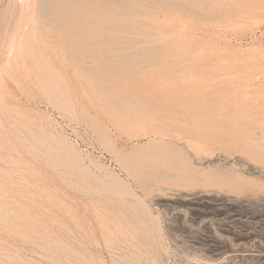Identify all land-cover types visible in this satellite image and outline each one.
Returning <instances> with one entry per match:
<instances>
[{"label": "rangeland", "instance_id": "obj_1", "mask_svg": "<svg viewBox=\"0 0 264 264\" xmlns=\"http://www.w3.org/2000/svg\"><path fill=\"white\" fill-rule=\"evenodd\" d=\"M44 1L0 0V264H264V0Z\"/></svg>", "mask_w": 264, "mask_h": 264}, {"label": "bare ground", "instance_id": "obj_2", "mask_svg": "<svg viewBox=\"0 0 264 264\" xmlns=\"http://www.w3.org/2000/svg\"><path fill=\"white\" fill-rule=\"evenodd\" d=\"M40 1H42L43 2V0H40ZM46 1V0H45ZM44 1V3H45V5H44V7L43 8H46L45 6H47V10H49V4L48 5H46V3L47 2H45ZM48 1V0H47ZM58 1H60V0H58ZM34 2H35V0H9V2H8V7L9 6H11V5H14L15 7H16V12H17V10H18V15H16V16H14V18L12 19L11 17H13V16H11L9 19L11 20V21H13L12 22V26H11V23L9 22V20H7L6 18L4 19L7 23V25L9 26V28H10V26H11V28L12 29H10V31H8V32H6L7 34H8V36H6L7 34H5V36L6 37H15V36H17V35H19V36H21L22 35V29H25L26 28V26H28L29 25V21H30V19H31V17L33 16V11H34V7H33V5H34ZM38 2V1H37ZM41 2V3H42ZM63 2V1H62ZM44 3H42L41 5H43ZM55 3V2H54ZM58 3V2H57ZM73 3H74V1H73ZM40 4V3H39ZM56 4V3H55ZM60 4H62L61 2H60ZM37 5V7H38V4H36ZM56 6V5H55ZM36 7V6H35ZM38 8H40L39 10H41V8L42 7H40V5H39V7ZM43 8H42V10H43ZM11 9V8H10ZM12 10V9H11ZM46 10V9H45ZM45 10H44V12H43V14L44 13H47V11L45 12ZM36 11H38V9L36 10ZM35 11V12H36ZM50 11H51V9H50ZM49 11V12H50ZM42 12V11H41ZM38 13V12H37ZM51 13H52V11H51ZM56 14V13H55ZM6 15V14H5ZM5 15H3L4 17H7V15L5 16ZM13 15V14H12ZM47 14H44V16H46ZM52 14H50V16H51ZM59 15H61V14H59ZM59 15H57V16H59ZM2 16V17H3ZM62 16V15H61ZM46 17H48V16H46ZM60 17V16H59ZM2 19V18H1ZM3 20V21H4ZM19 20H21L20 22H18ZM5 21H4V23H5ZM35 21H37L36 20V18H35ZM35 21H34V23L33 24H35ZM1 23V22H0ZM3 22H2V24H4ZM38 24H39V22H38ZM36 26H37V24H35ZM35 25H33V28H35ZM2 26V25H1ZM5 25H3L2 26V29H5V28H3ZM39 26V25H38ZM9 30V29H8ZM32 30V32H35V35H36V32H37V30L35 31L34 29H31ZM30 30V31H31ZM2 31V30H1ZM25 31L26 30H24V33H25ZM31 32V33H32ZM2 34H3V31H2ZM2 34H1V36H2ZM32 35V34H31ZM33 35H34V33H33ZM32 35V36H33ZM34 35V36H35ZM27 37V36H26ZM29 37V36H28ZM16 38V37H15ZM21 38V37H20ZM23 38V37H22ZM5 39H7V38H5ZM4 39V40H5ZM9 39V38H8ZM8 39H7V42H8ZM16 39H19V37H17ZM4 40H3V46L4 45H6V44H4L5 42H4ZM20 40V39H19ZM22 40V39H21ZM27 40V39H26ZM13 42L15 41L14 39L12 40ZM16 41H18V40H16ZM25 41V40H24ZM6 42V43H7ZM1 43V42H0ZM18 43L19 42H16L15 44H17V46H18V48L19 47H21V46H19L18 45ZM24 43H26V42H24ZM14 44V43H13ZM15 44H14V46H15ZM20 44V43H19ZM26 45V44H25ZM24 45V46H25ZM26 47V46H25ZM2 48H6V47H2ZM22 48L23 49H25L24 47H23V45H22ZM17 49V48H16ZM2 50V49H1ZM4 50V49H3ZM2 50V51H3ZM7 50V49H6ZM25 51V50H22L21 48L19 49V51ZM2 51H0V52H2ZM17 52V51H16ZM15 52V53H16ZM1 54V53H0ZM5 54V53H4ZM4 54H2V55H4ZM17 54V53H16ZM10 58V57H9ZM261 115H259L260 116V118H259V123H261L259 126H258V124L256 125V126H258V134L260 135V136H258V137H261V139H263L264 140V111H263V108H262V113H260ZM257 122H258V120H257ZM246 124V123H245ZM253 127V126H252ZM251 130V129H250ZM255 130V129H254ZM189 133H191V132H189ZM257 134V133H256ZM256 138V137H255ZM254 138V139H255ZM198 142V141H197ZM199 143V142H198ZM198 143H195V146H196V144H198ZM192 144V143H191ZM262 144V143H261ZM194 145V144H193ZM200 146V145H199ZM261 146H263V145H260V147ZM194 150H195V147H194ZM198 155V154H197ZM201 156V155H200ZM202 158V157H201ZM198 160V159H197ZM1 194V193H0ZM195 194V193H194ZM199 194V193H198ZM200 198V197H199ZM1 200V199H0ZM197 200H201V199H197ZM6 206V205H5ZM1 207V206H0ZM3 208V207H2ZM259 248V247H258ZM260 249V248H259ZM261 250H262V248H261ZM231 252V251H230ZM238 252V251H237ZM237 252H234V251H232L231 253H228V255L226 256V257H229V258H232L233 260L235 259L234 257H236V256H241V257H243V256H245V253L244 254H241V253H243V252H245V251H243V252H240V253H237ZM253 254V253H252ZM247 255V254H246ZM251 255V254H250ZM256 255H258V257L259 256H261L262 258H263V256H264V249H263V252H260V253H257V254H253V255H251V257L253 256H256ZM249 256V255H248ZM223 257V256H222ZM221 257V258H222ZM225 257V258H226ZM258 257H256V258H258ZM247 258V257H246ZM255 258V259H256ZM224 259V258H223ZM237 259V258H236ZM243 259V258H242ZM254 259V258H253ZM131 260V259H130ZM226 260V259H225ZM248 260V259H247ZM262 260V259H261ZM157 261V260H156ZM160 262V261H159ZM164 264V263H163Z\"/></svg>", "mask_w": 264, "mask_h": 264}]
</instances>
